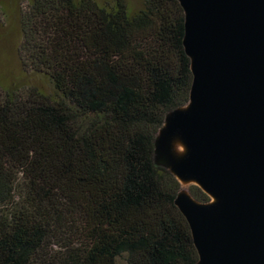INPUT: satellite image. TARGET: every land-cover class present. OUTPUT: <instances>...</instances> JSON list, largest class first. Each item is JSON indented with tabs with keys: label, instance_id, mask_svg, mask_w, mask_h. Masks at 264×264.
Masks as SVG:
<instances>
[{
	"label": "trees",
	"instance_id": "1",
	"mask_svg": "<svg viewBox=\"0 0 264 264\" xmlns=\"http://www.w3.org/2000/svg\"><path fill=\"white\" fill-rule=\"evenodd\" d=\"M185 22L180 0H28L19 58L55 93L0 87V264H199L155 160L190 101Z\"/></svg>",
	"mask_w": 264,
	"mask_h": 264
},
{
	"label": "water",
	"instance_id": "2",
	"mask_svg": "<svg viewBox=\"0 0 264 264\" xmlns=\"http://www.w3.org/2000/svg\"><path fill=\"white\" fill-rule=\"evenodd\" d=\"M180 2L194 80L178 127L189 169L212 200L188 192L176 202L199 264H264V1Z\"/></svg>",
	"mask_w": 264,
	"mask_h": 264
},
{
	"label": "rangeland",
	"instance_id": "3",
	"mask_svg": "<svg viewBox=\"0 0 264 264\" xmlns=\"http://www.w3.org/2000/svg\"><path fill=\"white\" fill-rule=\"evenodd\" d=\"M27 2L28 0H0V87L5 90L35 87L54 97L50 80L43 74L26 71L19 58L18 49L22 40L20 15ZM190 111L191 107L187 104L168 116L159 132L155 155L156 162L168 167L181 183L179 205L188 202V186L199 185L194 180L186 181L187 175H193L189 169L190 155L184 160L173 141L174 130L180 128V118ZM119 264L125 263L121 261Z\"/></svg>",
	"mask_w": 264,
	"mask_h": 264
},
{
	"label": "bare ground",
	"instance_id": "4",
	"mask_svg": "<svg viewBox=\"0 0 264 264\" xmlns=\"http://www.w3.org/2000/svg\"><path fill=\"white\" fill-rule=\"evenodd\" d=\"M173 141L175 142V146L178 150V153L182 154L181 156L184 160H186L190 154L191 148L189 146L188 141L186 140L184 132L181 129L174 130ZM188 180H194L199 182V180L194 175H187L186 181Z\"/></svg>",
	"mask_w": 264,
	"mask_h": 264
}]
</instances>
